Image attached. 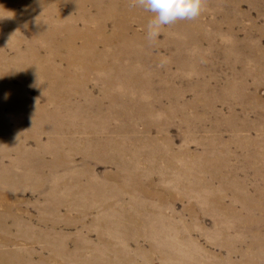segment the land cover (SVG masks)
Wrapping results in <instances>:
<instances>
[{"label":"rangeland","instance_id":"rangeland-1","mask_svg":"<svg viewBox=\"0 0 264 264\" xmlns=\"http://www.w3.org/2000/svg\"><path fill=\"white\" fill-rule=\"evenodd\" d=\"M23 2L33 7L37 5L36 0H0V45L6 46L5 49L11 50L8 45L13 44L17 40H23L24 44H27V41L32 43L37 42L39 46L45 43L42 41L45 39V35L34 34V32H37L34 29V25L41 20L30 22L26 17ZM12 10L15 11V14ZM40 10L45 14L48 9L45 7L40 8ZM67 12L62 10L58 12L61 17L50 16L47 19H42L47 21L44 25L52 28L50 31L57 30L61 25H75L77 28L75 32L80 36L85 34V30L83 29L86 25L89 27V31L97 27V24L91 21L77 26L75 23L79 17ZM92 12V18H94L96 12ZM3 13L8 14L2 15ZM100 14V22L105 20V30L107 32H125L127 37L134 41L131 44L133 46H130L131 52L137 53L142 49L144 53V49L147 50V47L154 48L152 55L162 60L161 63L148 65L150 68L145 69V66L142 67L135 60H131L130 58L124 59L122 58L123 56H120L123 66L122 77L125 79L118 80L113 77H107L115 81L114 85L116 87L122 85V82L125 80H129L130 84L110 91L117 94L115 97H118L123 104H141L148 95L141 88L137 89L135 83L139 85L140 82V86H153L154 84L165 86L167 83L173 85L175 88L169 91L170 97L168 98L173 102L181 101L170 104L168 100L164 99L162 101L164 107L159 108V112H151L149 117L155 119L154 122L163 119L168 128L169 135L176 142L175 151H179L186 144L189 146L190 156L183 157L176 153H169L167 158H162L153 156L155 155L154 152L146 151L147 148L144 146L135 145L134 151L130 155L134 157L137 152L145 151L147 157L144 160V164L138 163V159L135 160L126 156H124L126 159H118L113 164H110L101 158L96 159L95 157H82L78 155L74 157V159L77 158L76 161H71V166L75 170H66L69 165L68 161L55 159L50 154L43 152L50 146V139L45 137V134H41L40 152L43 153L38 157L28 156L25 147L23 154L20 147L18 154L22 156L18 159L13 154L9 158H2L0 156V164H4V177L0 175V187L7 189L6 187L8 186V191L24 189L19 190L23 193L21 196L24 199H34L40 196L39 193L32 192L34 190H31L35 189L37 183L40 185L41 195L46 196L48 194L46 187H51L55 181L64 182V186H60V183L57 184L59 186L57 192L64 198L72 197L78 193H86L93 196L99 195L97 198L104 200L107 194L125 192L118 194L122 195L124 200H117V203L122 207H112L107 209V211L94 209L95 213H93L92 218L88 221V227L95 232H101L105 237V243H93L92 252L96 256H106L109 249L114 248L116 252L111 255L109 254L107 261L110 258L112 262H116L117 258H121L120 260L127 259L132 264H136L133 261L136 252L127 249L123 239L115 237L118 236L120 231L118 220L121 217L126 219L130 217L141 219L143 217V207L150 204L152 206L153 199L142 197L140 191L138 189H136L137 191L131 190L130 185L134 186L136 182H143L145 184L150 181L152 187L149 186V189L153 190V196L156 195L157 198L162 199L167 197L168 193L180 196L183 202H176L173 205L174 209L180 212L184 207V194L186 193L180 188L179 179L184 178L181 180L182 183L190 185V193L196 198V202L193 201V203L197 205L199 214L202 216V230H199V226L193 220L187 219L188 216L180 215L188 223L189 231L181 224L180 230L176 232L177 234L172 233L173 235H169L168 238L171 241H167L162 234L158 232L152 233L151 226L157 221L155 218L150 222L142 219L141 233L140 235L135 233L137 236H140L139 239H136L140 241V245L134 241L130 242L131 248L140 247L143 249L142 252L144 253H138L139 258L146 256V251L152 252L150 246L154 243L153 246L158 247V250L153 254L156 255L153 264H264V241L255 242L256 238L250 235L245 228L238 227L243 224H240L239 218L224 219L223 216L221 217V212L216 210L214 206L210 205L205 209L200 206L203 201L202 189L207 179L214 175L202 168L204 166L203 156L208 159H212L214 158L212 156H215L217 160L218 157H226L227 164L225 165L224 174L233 175L237 180L245 184V189L241 196L247 200L258 198L264 204V172H255L256 168H264V149H261L259 144L256 143V141L260 143L259 140H253L254 137H258V134H261L258 131L259 129L256 133H250L252 136L250 141H254L255 146L251 149L250 154L244 156L241 155L243 148L242 140L230 145L217 143L213 138L214 133L210 128L215 112L221 113L222 116L229 114L228 104L230 102H227L226 98L228 100L240 101V96L245 92L249 96L251 94L256 95L264 101V77L256 78L247 75L249 70L252 72L257 69L258 63L256 62L257 64L254 67L253 60L255 59L246 52L247 48L253 49L255 51L254 56L259 55L263 58L262 61H264V0H204L202 12L196 20L177 21L175 23L176 28L170 25L163 26L159 35L152 42L149 41L147 36V25L153 17H124L117 19L112 16H105L101 12ZM116 22L118 25H116ZM190 25L194 28L190 27ZM89 31H86V33L91 34V31ZM47 36V39H52L51 35ZM168 41H174V43H168ZM8 54L11 53L8 52ZM176 54L180 58L178 61L182 63L187 62L186 65L169 62ZM27 55L29 56H26V58L30 62L32 60L31 53H27ZM24 56L25 54L20 55L14 61L22 60ZM45 59L47 57H43L42 60ZM167 63L168 65L165 68L164 64ZM87 76L88 80H92L93 86L98 89L95 92L97 94L99 91L98 81L104 78V74L93 73L90 75L88 72ZM238 83L239 90L237 88ZM27 87H29L28 91L32 94L27 93L28 96L30 95V98L35 99L38 103L40 102V108H44L45 99H43V94L41 95V92L39 93L33 86L29 85ZM196 93H203L205 101L209 100L212 102L213 111L203 108L204 106L197 108L193 105L198 97H203L201 94L197 95ZM9 98L7 103H4L6 104L4 110L0 111V113L4 115L9 125L16 130L14 132L16 135L13 134L15 138L23 133L24 127L35 125L39 128L44 125L36 124V120L43 118L41 111L19 106L17 107L18 112L14 114L10 113L9 109L12 107L14 99L12 96H9ZM244 98L243 95L240 105L243 104ZM215 103H217L215 105L216 109L214 108ZM262 108L264 111V106ZM163 111H166V114H163ZM239 111V108L236 109V112ZM49 112L58 117L57 122L62 127L88 129L96 133L95 135L100 134L101 138L110 134L108 127L110 122H113V126L116 124L121 125L122 129L129 126V121L120 122L116 116H129L131 113L130 109L125 108L124 110L120 103L118 106L112 108L109 106V108L104 109L101 115L86 111L82 114L88 118L74 124L69 119L70 112L59 109H51ZM131 117L136 120L135 116ZM111 119L113 120L110 121ZM134 122L132 121V123ZM133 125L138 130L142 127L139 124ZM182 126L186 129L198 126L202 132L196 138L203 141L204 145H207V148L196 147V144L199 143L197 140L190 144L187 141H179L180 138L178 136ZM20 127L21 129L19 130ZM210 133L211 137L209 136ZM242 134L245 133L238 134L240 139L250 136L249 134L242 136ZM21 136L23 137L24 135L22 134ZM125 136L117 134V138L120 139L118 148L121 151L123 147H130L132 145V143L127 142ZM231 138L229 132H224L225 141ZM210 146H217V148L211 149ZM26 147L34 148V142L30 140ZM97 147L115 146L104 144L97 145ZM70 148H72L70 145H66L63 149L67 151ZM91 148L92 146L87 145L85 146L86 150L79 152L87 153ZM17 149H19V146ZM63 149L59 148L58 150L64 151ZM256 152L263 154L262 156L256 155ZM44 154L48 156H43ZM53 163L56 164L53 167L56 170L54 174L50 171V168H52L50 165ZM186 164L190 166V179L182 173ZM30 166L32 169L37 170L38 173H31L28 169ZM200 166L201 170L199 172ZM175 168L180 170L176 171ZM89 172H95L98 175L93 173L92 176H87ZM108 173L112 175L111 177L123 174L119 187H117V182H110L102 177ZM82 176L84 180L73 186L72 179ZM195 178L203 182L202 187L195 184ZM209 190L215 194V197L221 196L224 191L220 186L213 185H211ZM157 198L155 197L154 199ZM226 202L230 203L232 200L227 198ZM42 205L31 201L28 207L32 209L37 217L52 219L51 213L39 210ZM235 205L238 211L244 212V209L240 205ZM168 211L166 210L165 212L168 213ZM155 212L159 216L157 205H155ZM160 212L164 214L162 209H160ZM147 213H145L146 217ZM61 215L62 212L57 213V218H60ZM254 217L258 221L260 220L258 228L264 237V215L260 216L259 213L255 212ZM150 235L151 238L149 237ZM107 242H110V245H107ZM171 252L174 253L171 254ZM140 264H143V262Z\"/></svg>","mask_w":264,"mask_h":264},{"label":"bare ground","instance_id":"bare-ground-1","mask_svg":"<svg viewBox=\"0 0 264 264\" xmlns=\"http://www.w3.org/2000/svg\"><path fill=\"white\" fill-rule=\"evenodd\" d=\"M36 2V7L23 2V8L30 22L41 20L34 25V29L37 31L34 34L45 35V39L42 40L45 43H41L42 45L39 46L37 42L32 43L27 41V44H24L23 40H17L13 44L8 45L12 52L10 49H5L6 46L0 45V111L4 110L6 106L4 103H7L10 99L9 96H12L14 102L9 109L10 113L14 114L18 112L17 107L19 106L41 111L43 118L36 120V124L44 125L39 128L35 125L24 127L22 133L24 136L22 137L21 134L15 138L14 135L16 134L14 132L16 130L9 125L4 115L0 113V156L2 158H9L13 154L18 159L22 156L18 154L20 147L22 148V154L25 147L30 157H38L41 153L45 152L55 159L68 161L69 165L66 170H75L71 166V161H76L77 158L74 159V157L78 155L82 157H95L96 159L101 158L110 164H113L118 159H126L124 157L126 156L135 160L138 159V163L144 164V160L147 157L145 151L137 152L134 157L130 155L134 151L135 145L144 146L147 148L146 151L154 152L155 155L153 156L162 158H167L169 153L189 157L191 152L189 146L186 144L179 151H175L176 142L169 135L168 128L163 119L154 122L155 119L149 117L151 112H159L158 109L164 107L162 103L164 99L168 100L170 104L181 101L173 102L168 98L170 97L169 91L175 88L173 85L167 83L165 86H161V84L140 86V82L139 85L135 83L137 89L141 88L148 95L141 104H123L118 97H115L117 94L110 91L130 84L129 80H125L122 82V85L116 87L114 85L115 81L108 78L125 79L122 77L123 66L120 56H123L122 58L124 59L130 58L131 60H135L142 67L145 66V69L150 68L148 65L161 63L162 60L152 55L154 48L147 47V50L144 49V53L142 49L137 53L131 52L130 46H133L131 44L134 41L130 40L125 32H123L124 34L120 31L107 32L105 30V20L100 22V12L104 13L105 16H112L117 19L124 17L148 18L153 17L154 14L142 8L132 6V0H36ZM45 7L48 9L45 12L47 16L40 10V8ZM62 10L79 17L75 23L77 26L91 21L96 23L97 27L90 29V32L88 30L89 27L86 25L83 29L85 30V34L81 36L75 32L77 29L75 25H61L57 30L50 31L52 28L45 26L44 24L47 21L42 19H47L50 16L61 17L58 12ZM12 11L15 14V11ZM92 11L96 12L94 18H92ZM7 14L3 13L2 15ZM24 14L22 15L24 16ZM116 25H118L117 22ZM170 26L176 28L175 24ZM190 27L194 28L192 25ZM86 31H89L91 34L86 33ZM47 35H51L52 39H47ZM55 35L57 36L54 37ZM168 43H174V41H168ZM26 49H30L31 51ZM8 52L12 55L8 54ZM246 52L256 60H253L254 67L258 63L257 69L252 72L249 70L247 75L256 78L264 77L263 58L259 55L255 57L253 49L247 48ZM27 53H31L32 60L30 62L26 58V56H29ZM24 54L25 56L22 60L14 61L17 57ZM43 57H47V59L42 60ZM179 59V56L176 54L169 62L186 65L187 62H179ZM167 65L168 63L164 64V67L166 68ZM88 72L90 75L93 73L104 74V78L98 81L100 92L98 91L97 94L95 92L98 89L93 86L92 80H88ZM29 85L35 87L39 93L41 92V95L43 94V99H45L44 108H40V102L38 103L35 99L29 97L32 95L28 91L29 87L27 86ZM237 88L239 90V83L237 84ZM27 93L30 95L28 96ZM196 94H201L203 97H198L193 105L197 108L204 106L203 108L213 111L212 102L209 100L205 101L203 93ZM243 95L245 98L243 104L240 105ZM242 96H240L241 98L239 97L240 101L228 100L226 98V101L230 102L228 104L229 114L222 116L221 113L215 112L210 128L214 133L213 138L217 143L230 145L242 140L243 148L241 155L245 156L250 154L251 149L255 146V142L250 141L252 137L250 133H256L258 129L261 134H258V137H254L253 140H259L260 143L258 141L256 143L259 144L261 149H264V111L262 108L264 101L256 95L251 94L249 96L245 92ZM120 103L124 110L125 108L130 109L131 113L129 116L117 115L116 117L120 122L129 121V126L122 129L121 125L116 124L113 126V122H110L108 125L110 134L103 138H101L100 134L95 135L96 133L88 129L62 127L57 122L58 117L49 112L51 109L70 112L69 119L76 124L82 119L88 118L82 114L86 111L101 115L104 109L109 108V106L111 108L118 106ZM216 104H214V108ZM238 108L240 111L236 112ZM163 114H166V111H163ZM131 116H135L136 120L132 119ZM132 121L135 122L132 123ZM133 124H139L142 127L138 130L135 129ZM207 125L209 126V124ZM200 132L202 130L198 126H193L190 129L182 126L178 136L180 138L179 141H187L190 144L197 140L199 143L196 144V147L207 148V145H204L203 141L196 138ZM224 132H229L232 138L225 141ZM239 133L249 134L250 136L240 139ZM41 134H45V137L50 139V146L43 152H40ZM117 134L126 135L127 142L132 143V145L130 147H123L121 151L118 148L120 139L117 138ZM245 134H242V136H245ZM209 136L211 137V133ZM30 140L34 142V148L26 147ZM104 144H111L115 147H97V145ZM66 145H70L72 148L65 151L63 148ZM87 145L92 146L90 151L87 153L82 152L83 154L80 153L79 151L86 150L85 146ZM18 146L19 149H17ZM59 148H62L64 151L58 150ZM210 148H217V146H210ZM255 154L262 156L263 153L256 152ZM43 156L48 155L44 154ZM113 156L115 157L113 158ZM212 157L214 158L208 159L205 156L202 157L204 161L202 168L214 175L207 179L202 189L203 201L200 206L204 209L210 205L214 206L216 210L221 212V217L223 216L224 219L239 218L240 224H243L238 227L245 228L250 235L256 238L255 242L264 241V237L258 228L260 220L258 221L254 217L255 212L259 213L260 216L264 215L263 202L258 198L247 200L242 197L241 194L245 189L244 182L237 180L233 175L224 174L225 165L227 164L226 157H218V160L215 156ZM3 165L0 164V171H2L0 175L2 177H4ZM55 166V163L50 165L52 167L50 171L53 174L56 172L55 168H53ZM28 169L31 173H38L31 166ZM175 170L178 171L180 169L175 168ZM200 170L201 166L199 167V172ZM255 172H264V168H256ZM93 173L98 175L95 172ZM93 173L89 172L87 176H92ZM182 173L190 179V166L186 164ZM108 174L102 177L110 182H117V187H119L123 174L117 177H111L112 175ZM182 179L184 178L179 179L180 188L186 194H184V207L180 212L173 207L176 202H183L180 196L168 193L164 199L157 198L156 195L153 196V190L149 189V186L152 187L150 181L145 184L143 182H136L134 186L130 185V189L135 191L138 189L142 197L153 199L152 206L150 204L143 207V217L141 219L131 217L126 219L121 217L118 220L120 231L118 236L115 237L123 239L126 248L136 252L135 258H133L136 264H140L141 262L143 264H153L156 258V255L153 254L158 250V247L153 246L154 243H152L150 246L152 252L146 251V256L139 258L138 253L142 252L143 249L140 247H130L131 241L140 245V241L136 239L140 238L137 234L140 235L141 233L142 219L150 222L155 218L157 221L151 226L152 233L158 232L162 234L167 241H171L168 238L169 235L177 234L176 232L180 230L181 224L189 231L188 223L180 215L188 216L187 219L193 220L199 226V230H202V216L199 214L197 205L193 203V201L196 202V198L190 193V185H184L181 181ZM72 180V185L75 186L84 180V177L73 178ZM57 184L60 186L65 185L64 182L55 181L51 187H46L48 194L44 196L41 195L40 185L37 183L35 189L31 190H34L32 192L39 193L40 196L34 199H24L21 196L23 193L19 191L24 189L8 191V186L6 187L7 189L0 187V264H132L127 259L120 260L121 258H117L116 262H112L110 258L107 261L108 255L116 252L114 248L109 249L106 256H96L92 252L93 243L103 244L105 243V237L101 232H95L88 227V221L92 218L93 213H95L94 209L107 211V209L112 207H122L117 203V200H124L122 195L118 194L125 192L107 194L104 200L98 199L97 196L99 195L93 196L86 193H78L72 197L64 198L57 192L59 187ZM195 184L202 187L203 182L195 178ZM211 185L220 186L224 190L223 194L215 197V194L209 190ZM155 197L157 199H154ZM227 198H230L232 202L227 203ZM31 201L43 204L39 210L51 213L53 218L37 217L32 209L28 207ZM154 204L157 205L159 216L155 212ZM235 204L240 205L244 209V212L238 211ZM165 208L169 210L168 213L165 212ZM160 209L163 210L164 214L160 212ZM59 212H62V215L60 218H57V213ZM146 212H148L147 217ZM100 224L103 225L102 222ZM200 234L202 233L200 232ZM149 237L151 238V235ZM106 244L110 245V242ZM173 253L171 252V254Z\"/></svg>","mask_w":264,"mask_h":264},{"label":"clouds","instance_id":"clouds-1","mask_svg":"<svg viewBox=\"0 0 264 264\" xmlns=\"http://www.w3.org/2000/svg\"><path fill=\"white\" fill-rule=\"evenodd\" d=\"M203 2L204 0H132V6L154 14L147 25V36L152 42L163 26L182 20H196L202 12Z\"/></svg>","mask_w":264,"mask_h":264}]
</instances>
